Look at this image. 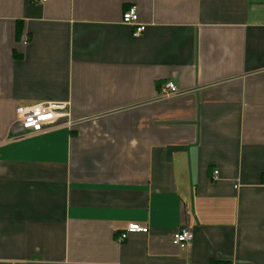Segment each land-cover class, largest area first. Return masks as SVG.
I'll list each match as a JSON object with an SVG mask.
<instances>
[{"label": "crops", "instance_id": "0c3cea01", "mask_svg": "<svg viewBox=\"0 0 264 264\" xmlns=\"http://www.w3.org/2000/svg\"><path fill=\"white\" fill-rule=\"evenodd\" d=\"M0 264H264V0H0Z\"/></svg>", "mask_w": 264, "mask_h": 264}, {"label": "built area", "instance_id": "2783aa9c", "mask_svg": "<svg viewBox=\"0 0 264 264\" xmlns=\"http://www.w3.org/2000/svg\"><path fill=\"white\" fill-rule=\"evenodd\" d=\"M46 0H32V2L44 3ZM121 23L132 28V36L139 37L144 31L145 26L138 20L135 8H128L121 16ZM161 98L170 99L178 94L177 87L172 82H166L160 89ZM16 119L20 125L24 136H33L40 134L48 129L57 127L60 120H64L62 126L70 127L69 114L66 111V105L61 103H40L25 107H19L16 110ZM214 179L218 172L213 171ZM147 233V228L137 224H130L119 235L118 240L124 241L128 234ZM193 239L192 232L188 228H179L171 236V243L180 250L189 248Z\"/></svg>", "mask_w": 264, "mask_h": 264}]
</instances>
